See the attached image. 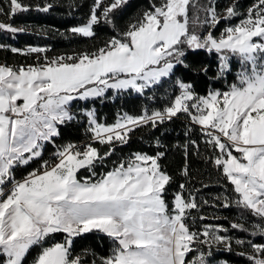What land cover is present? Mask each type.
<instances>
[{"label": "snow or ice", "instance_id": "obj_1", "mask_svg": "<svg viewBox=\"0 0 264 264\" xmlns=\"http://www.w3.org/2000/svg\"><path fill=\"white\" fill-rule=\"evenodd\" d=\"M50 31L82 43H0V264H264V0H0Z\"/></svg>", "mask_w": 264, "mask_h": 264}, {"label": "trees", "instance_id": "obj_2", "mask_svg": "<svg viewBox=\"0 0 264 264\" xmlns=\"http://www.w3.org/2000/svg\"><path fill=\"white\" fill-rule=\"evenodd\" d=\"M130 4L137 5L138 3L144 2V0H129ZM240 2L244 5L250 3V0H240ZM68 11L66 8H56L52 12L43 13V12H29L22 16H18L13 22L17 24L21 23H33V24H41V25H52L54 29H64L69 27L70 25L76 23V16L74 15H65ZM0 43L3 44H11L15 47H24L25 45H43L45 43L51 44L54 49L62 50L66 48H71L77 46L82 41L70 40L66 39L64 36H61L59 32L50 31L47 36L37 35L35 33L23 32L17 33L15 36L12 34L5 35L3 32H0ZM7 60L9 63L14 62H24L26 57L22 54H14L10 50L0 49V61ZM117 103H119L117 101ZM98 107L101 108L102 114L107 116L109 121L114 119L115 116V106L106 102L103 106L98 104ZM76 135L78 137L83 136V130H79ZM171 135H176L175 133H171ZM141 133H137L132 141V147L137 148L140 147L144 142L140 139ZM144 139L147 140L148 137L145 135ZM145 150H149L147 145H144ZM51 150V146H49V151ZM128 148L124 146H118L117 152H127ZM47 154V153H46ZM116 157L114 156L113 159ZM207 173H205V179H207ZM213 173V177H214ZM221 186L215 183H211L208 187L201 190V194L205 196V198H211L212 194H215L221 191ZM206 210L209 212V217L205 219L204 223H223L228 224V220L223 219V217L228 216L232 217L235 215V209L229 208L225 209H209L205 206ZM215 214L220 217L219 220H213L211 217ZM222 256H226L228 259L232 261V264H246V260L244 257L237 256L235 252L231 253H222Z\"/></svg>", "mask_w": 264, "mask_h": 264}]
</instances>
